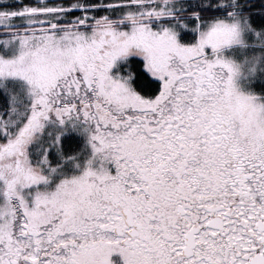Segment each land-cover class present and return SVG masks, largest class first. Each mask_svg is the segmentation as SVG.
<instances>
[{"label":"snow or ice","instance_id":"1","mask_svg":"<svg viewBox=\"0 0 264 264\" xmlns=\"http://www.w3.org/2000/svg\"><path fill=\"white\" fill-rule=\"evenodd\" d=\"M0 264H264V0H0Z\"/></svg>","mask_w":264,"mask_h":264}]
</instances>
